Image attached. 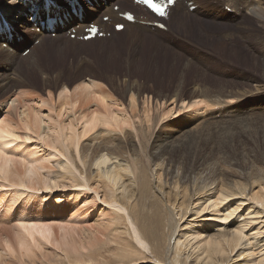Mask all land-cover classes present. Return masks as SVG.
I'll use <instances>...</instances> for the list:
<instances>
[{"label": "rangeland", "instance_id": "rangeland-1", "mask_svg": "<svg viewBox=\"0 0 264 264\" xmlns=\"http://www.w3.org/2000/svg\"><path fill=\"white\" fill-rule=\"evenodd\" d=\"M3 1L6 2V0ZM103 1L107 2V0ZM86 4L93 5L90 1H87ZM123 4L128 8H135L132 0L123 1ZM8 5L9 3H6L4 6ZM120 5L121 3L115 4L114 9L119 10L116 7H120ZM194 6L190 7L191 19L189 24L178 25L176 20H172L171 25H173V28L171 31L161 27L159 28L160 31H157V27L153 25L145 31L140 30V28L136 31L137 25L146 24L145 20L148 16V12L141 7V13L139 14L141 20L132 22L133 26H130V29L127 28L114 33L113 27L110 25L106 29V37L99 36L98 40L84 42V44L69 42L66 45L62 40L64 37L59 38L57 32L50 33L41 30V26H31L32 32H38L41 35H47L58 40H54L52 43L46 42L43 48L39 47L35 51V63L40 66L38 68L29 66L30 59L23 61L24 65L23 63L20 64L21 59L19 58L18 64L22 67L23 78V82H20L23 87L14 89L6 95L0 94V119L10 117L18 123L20 121L19 111L25 100L35 106L36 111L40 109L39 113L42 115L44 125L40 123L39 135L29 132V140L26 139L25 143L22 139V143L25 144L24 147L30 150L36 149V159L43 160L45 163L43 169H41L42 175L50 181L62 179L61 176L64 175L62 169L68 165V158L61 153H57V156L51 155L53 154L51 152L52 148L42 144L43 142L37 138L51 130L47 128L48 125H56V128H58V125L64 126L72 118L79 120L87 111L94 109L97 103L92 99L85 100L83 98L74 110L63 111V116L59 117L57 111L61 105H59L58 96L63 85L67 86L69 93L73 92L75 94L77 87H81L85 83H91V81L97 82L98 87L110 96V106L113 105L111 111L115 113L119 111L129 119L123 132L115 127H105L101 124L96 130L81 139V149L85 147L92 148L102 141L104 136L99 137L98 140L93 137L101 136L103 129L112 131L111 134H104L105 136L116 137L118 135L124 137L125 134H128L127 138L131 141H133V135L131 134L133 131L136 133L135 141H137L139 149H141V142L148 144L150 135L153 140L156 132L164 133V131H167L163 140L165 146L161 145L163 148L162 162L166 160L165 162L171 166L170 168L165 166L167 169L165 168L166 171L163 170V172L167 174L174 172L173 174L177 176L176 179L180 184L186 182L181 180V176L195 175L197 172L203 171L207 165H212V163L214 166L222 164L227 166L228 169L235 170H241V168L254 164L256 168L264 171L263 103L258 107H254L245 118L241 120L237 118L240 120L237 121L238 124L233 125L230 121H222L223 124L220 123L218 126L214 122L218 126L217 130L210 125L211 122L213 123V120L210 119L213 117L210 114L205 117L209 110L219 111L227 103H231V107L239 110L243 103L254 100V98L264 101V22L260 21L257 16L251 15V13L238 19L236 24L232 21H218L208 16L205 18L198 12H192ZM226 8L231 11L230 7L226 6ZM119 16L121 17L120 14ZM182 16L185 15L178 17ZM105 17H109V15L107 12L102 11L100 19L110 22L111 19H105ZM163 20L165 23L169 22L168 18ZM14 21L17 25L23 23L17 17ZM24 28L23 26L18 28L19 35L26 34L21 30ZM176 32L177 34H175ZM66 35L68 36H66L67 39L79 41L74 36V32ZM40 38L35 42V46L38 45ZM40 43L42 44V42ZM25 49L32 50L33 46H28ZM41 70H48L47 72L51 73V77H56L55 72L58 70V73H61L58 86L54 85L55 82L52 79L51 82L54 87L53 85H51L52 87L47 86L48 84L43 81L41 76ZM80 73H83V78L76 77ZM131 86L140 95L138 97L134 94L136 95L135 107L130 106L131 93H126L128 87ZM195 86L198 87V91L192 94ZM133 89L132 91H134ZM49 91L51 92L50 97H52L50 99L48 97ZM199 92L204 93L203 95L210 92L211 95L209 96L214 99L217 97L222 98L226 94H230L232 97L225 98L227 103L222 102V98L221 104L213 106L209 103H207L208 106L198 104V106L193 105L192 108H189L188 103L193 101L194 95L199 94ZM20 94L26 95L23 97ZM164 98L165 101H163ZM192 98L193 100H191ZM158 99L162 101L160 102ZM14 100L17 103L12 105ZM146 108L150 110L151 120L149 122L146 121L144 115V109ZM164 108L172 110V114L170 113L159 122V115ZM224 118L231 120L228 117ZM52 120L57 124H53ZM200 123L202 127H200ZM22 126L23 123L20 124V127ZM229 126L234 129L228 130L231 128ZM19 129L18 134L21 138H25L27 130L24 127ZM80 129H82L81 125H78V130ZM135 141L122 150L132 154L134 151L133 145H136ZM19 145L20 143L17 146ZM16 156L14 154L15 158H17ZM71 156L74 163L76 161L75 165L81 166L79 159L75 158L72 153ZM147 156H149V152ZM82 168L86 173L88 172L87 166ZM92 169L96 173L97 167L95 165ZM229 178L232 181L244 182L247 179L232 175ZM69 183L71 182L65 181L54 191L41 188L30 190V193H27L20 186L21 189L18 187L17 189L26 192L14 201L11 197V193L16 191L14 187L2 186L3 184L0 182L2 184L0 185V236L7 234L12 238L16 223H18L16 217L21 214H27L32 218L44 217L41 221L46 220L55 224L71 222L72 225L76 224L78 226L76 235L79 241H83L82 244H86L84 247L86 252L96 251L94 253L97 261L93 262L112 258V255L116 253L115 247L117 245L114 239H117V232L119 229H124L126 224L125 219V222H123V217H121L122 219L118 217L123 215L122 211L117 210L103 200L104 191L101 190L97 194L89 187L87 189L82 185L79 186L78 183L75 185ZM91 184L95 186L97 184L96 180H93ZM186 184L188 183H183L182 186ZM192 186V191L195 189L200 191L201 189V184L195 183ZM233 199L234 201H241L243 206L239 209L238 215L231 221L243 224L246 237L240 247L231 254L232 259L228 264H257L259 262L264 264V261L259 260L264 257V211L259 207L256 208L257 204L250 200V195L247 197H233L231 200ZM26 204L28 210L24 211ZM214 214L216 213L212 210L203 211L199 214L190 209L187 215L181 219L178 232L181 234L187 232V236L192 238L198 234L197 238L204 239L203 242H205L207 236L225 230V227L229 226V222H231L230 219L227 221L217 219ZM58 230V227H55L57 233L55 236L61 237L60 230L59 232ZM190 234L195 235L191 236ZM85 238L87 239L85 240ZM88 240L89 242H86ZM203 242L196 239L193 244L189 245L188 252L194 251L193 253L197 254L199 252L197 244ZM45 247L39 250L40 252L38 250H35L36 252L31 251L32 256L25 257V262L27 264H42L45 259L56 260L60 250H57L53 244ZM45 252L50 256L46 255ZM3 254L5 255V252ZM54 256L57 258L55 259ZM102 256L103 258H101ZM93 262L85 263L93 264ZM138 264L156 263L145 260Z\"/></svg>", "mask_w": 264, "mask_h": 264}, {"label": "bare ground", "instance_id": "bare-ground-1", "mask_svg": "<svg viewBox=\"0 0 264 264\" xmlns=\"http://www.w3.org/2000/svg\"><path fill=\"white\" fill-rule=\"evenodd\" d=\"M43 1L44 0L0 1V9L5 18H7L12 25V29L10 30L12 37L8 36L7 31L0 32V94L6 95L14 89L23 87L21 85L23 78L22 67L20 64H22L23 61L30 59L31 63H28L29 66L36 68L40 67L35 63V51L39 47L43 48L46 42L52 43L54 40H58L52 39L47 35H41L38 32H32L31 30L33 24L29 21V16L36 12V19L34 21H38L36 25L38 26L41 24L39 21L40 17H43L47 12V9L43 5ZM55 1L56 4H52L48 9V12L51 17L57 16L58 22L54 24L53 30L49 29V31H56L58 33L57 35L60 36L59 38H62L61 36H63L64 39L62 40L66 45L69 42H79L84 44V42L98 40L99 36L102 37L101 35H96L91 39H81L86 36L88 33L86 28L93 22L100 24V30L105 32L107 27L112 25L114 33H117L115 25L119 23L125 24V30L127 28L130 29L129 27L133 26L132 22H127L124 18H121L119 16V13L121 12L124 13L125 11L130 10L135 13L137 19H141L139 17L141 7L138 6V4L133 3V1L132 3L135 5V8L132 9L123 4V1L127 0H107V2H104L103 0H89L93 5L83 3L87 0H78V3L75 4L77 11L79 4L85 6L80 17L79 13L76 14L73 10L74 5L71 2L72 0ZM6 3H9V5L4 6ZM119 3H121V5L119 10L116 11L114 5ZM194 5L195 8L192 12H198L205 18L208 16L214 20H224L226 22L232 21L236 24L238 19L251 13V15L253 14V16H257L260 21L264 22V0H177L175 6L170 8L167 12V18L169 20L168 23H165L167 30H172V20H176L178 25L189 24L191 19L190 7ZM33 6L37 9L33 12H29L30 8ZM226 6L230 7L231 11H228ZM102 11L108 13L109 18L111 19L110 22H105L100 19V13ZM26 14L28 17H26ZM180 15L185 16L178 17ZM15 17H17V19L21 18L23 23L17 26L14 21ZM59 18L63 21L59 20ZM151 25L152 24L150 23L142 26L137 25L136 31L139 30V28L140 30L145 31V29H150L149 27H152ZM20 26L25 27L21 30L26 33L22 35V40L19 35L15 34ZM156 29H158L157 31H160L158 27ZM45 30H48V28L45 27ZM72 32L78 36L79 41H73L69 38L67 39L68 36L66 34L70 35ZM121 34L123 35V33ZM175 34H177V32ZM40 36L42 37L40 38ZM46 37L47 39H45ZM39 38L38 45L35 46V42ZM40 42H42V44ZM31 45L33 46V49L26 51L25 48L28 46L30 47ZM22 47L24 48L22 49ZM19 58L21 59L20 64H18ZM47 71L48 70H41L43 81L48 84L47 86H51L53 85L51 82L52 79L55 82L54 85L58 86L57 84L61 78V73H58L57 70V72H55L56 77H51V73ZM76 77L83 78V73L78 74ZM132 89V86L128 87L126 93H131L130 106L135 107L136 95L138 97L140 95L137 90L133 89L134 91H132ZM197 91L198 87H193L192 94ZM50 94L51 92L49 91V99L52 98L50 97ZM203 94L204 93L199 92V94L194 95V100L193 98L191 99L193 101L188 103V105H190L188 107L192 108L193 105L198 106V104L208 106L207 103L213 106L219 103L221 104L224 101L226 102L225 98L227 97H232L230 94H226L224 95L225 97L222 96V100L221 97H217L216 99L210 97V92L205 94L208 97H205ZM58 97L59 105H61L57 111L59 117L63 116V111L74 110L78 102L83 98L85 100L92 99L97 102H95L96 107L91 111H87L85 115L79 118V120L72 118L64 126L58 125V128H56V125H48L47 128L51 130L44 135H40V138L36 137L39 141L41 140L43 142L42 144H45L46 146L51 145L50 148H52L51 152L53 153L51 155L57 156L61 153L62 155L65 154L64 156H67L68 165L64 166L62 169L64 170L62 171L64 174L61 176L62 179L50 181L46 176L42 175L41 169H43L45 163L43 160L39 161L36 159V149L30 150L27 147H24L25 144L22 143V139H24L25 143L26 139L29 140V132L39 135L38 130L41 128L39 127L40 123L43 124L42 115L39 113L40 109L36 111L35 106L29 104V102L25 100L19 111L20 121L18 123L10 117L0 119V129L3 131H8L11 134L20 136L18 134L20 130L19 128L24 127V129L27 130H25V138H22L20 141H13L7 137L0 136V149H2L7 155L13 157L10 161L0 157V182L3 184L0 185L5 187L9 186L10 188L14 187V190L16 191L12 190L13 193H11V197L14 201H16L18 197H22V195H24L23 193L26 191L27 193H30V190L41 188L51 191L57 190V187L62 183L64 184L67 180L71 182L69 183L71 185L78 183L80 184L79 186L82 185L87 189L89 187L97 194H99L101 190L104 191L103 200L117 210L122 211L123 215H119L118 217H123V220H126L124 229L117 230L118 232L116 236L118 237L117 239H114L117 243V245L115 244L116 253L112 255V258L109 257V259L105 258L100 259L98 262H93L97 259L94 253L96 251L93 250L94 252H86L84 248L86 244H82L83 241L81 242L77 238L76 231L78 226L76 224L72 225L71 222H59L58 224H55L46 220L41 221L44 217L32 218L27 214H21L16 217L18 223H16V229L12 234V238L7 234L0 236V264H27L24 258L32 256L31 251L38 250V252H40L39 250H42L43 247L51 244H53L57 250H60L57 254L58 258L54 256L55 259L57 258L56 260L45 259L42 264H83V262L86 264L85 262L89 261L93 262V264H138L145 260H148L149 262L153 261L156 264L230 263L232 259L231 254L240 247L243 239L246 237L243 224L241 225L240 223L231 221V219L233 220V218L238 215L237 213L239 209L242 208L243 203L231 199L237 196L247 197L250 195V200L257 204L256 208L259 207V209L264 211V207L260 206L261 203H264V171H262V169L256 168L254 164H250L246 168L235 170L228 169L227 166L222 164L214 166L212 163V165H207L203 171L197 172L195 175L181 176V180L186 182H181L180 184L176 179L177 176L173 174L174 172H172L173 175L163 172L166 168L165 166H168L167 168H170L171 166L165 162L166 160L162 162L163 148L161 145L165 146L163 140L167 131H164V133L156 132L153 140L150 135L148 144H144L143 142L140 143L141 149L138 148L137 141H135L136 133L132 131L131 134L133 135V141H135L137 145H133L134 151L132 154L122 150L133 144V141L127 138L128 134H125L124 137L118 135L116 137L105 136L104 134L112 133L109 129H103L101 136L93 137L98 140L99 137L101 138L104 136L102 141L98 142L94 147H85L86 149H81V139L96 130L101 124H107L108 126L115 127L123 132L129 118L122 115L121 112L119 113V111H116V113L111 111L113 105L110 106V96L98 87L97 82L95 83L91 81V83H85V85L77 87V92L75 94L73 92L69 93L67 86L63 85ZM20 101L22 102V100ZM158 101L161 102L162 100L158 99ZM163 101H165V98ZM13 102L12 105L17 103L15 100ZM262 103L264 104V101L254 98V100H249L246 103H243L241 106L242 109L239 108V110L238 108L231 107V103H227L223 109L219 111L209 110L205 117L210 114L213 117L210 120H213V123L215 122L218 126L222 121H230L234 125L238 124L237 121L248 116L249 112L252 111L254 107H258ZM262 107L264 108V106ZM146 109H144V115L146 121L149 122L151 120L150 110L149 108ZM171 112L172 110L165 108L162 109V112L159 115V122ZM224 117H228L231 120L225 119ZM75 122H77V125ZM22 123L23 126L20 127V124L22 125ZM52 123L57 124V122L54 123V121ZM213 123L211 122L210 125L217 130L218 126ZM78 125H81L82 129L78 130ZM200 127H202V124ZM229 127L231 128L228 130H232L233 127ZM42 137L44 138L43 140L41 139ZM18 143H20L19 146H17ZM148 152L149 156H147ZM71 153L75 155V158L79 159V163H81L82 167L87 166V173L81 166L75 165L76 161L74 163L72 160ZM14 154L17 155V158L14 157ZM86 158L87 160H85ZM49 159L47 160L49 161ZM21 160H23L24 163H21ZM94 165L97 167L96 173L92 169ZM230 175L247 179L246 182L232 181L229 178ZM93 180H96L97 182L95 186L91 184ZM183 183L188 184L182 186ZM195 183L201 184L200 191H197V189L192 191V185ZM20 186L26 191L23 190L24 192H22L18 190L17 187L19 188ZM202 201L204 202L201 203ZM205 208H208V211L212 210L215 212L216 214H214V216L217 219L220 218L224 221L230 219L231 222H229V226L225 227V230L223 231H218L212 236H207L205 242H203L204 239L197 238L198 234L192 238L187 236V232L183 234L178 232L181 219L187 215L188 210L191 209V211L194 210L196 213L200 214ZM27 210L28 206L26 204L24 211ZM125 220L123 222H125ZM20 223L43 225L47 227L48 231L43 236L36 234V245H33L32 237L19 227ZM55 227H58L60 230L61 237L55 236L57 234L55 232ZM237 231L243 233V239L235 235ZM190 235L192 236L195 234ZM86 239L87 238H85V240ZM109 239L113 240L112 238ZM196 239L203 242L197 244L199 252H197V254L193 253L194 251L188 252L189 245L193 244ZM48 241L51 242L49 243ZM4 242H8L12 245L14 254L7 251V248L4 247ZM21 242L25 244V250L23 252H21L19 247ZM86 242H89V240ZM4 252L5 255L3 254ZM48 255L50 256V254ZM4 256L8 258H5ZM101 258H103V256ZM259 260L264 261V257ZM257 264L262 263L259 262Z\"/></svg>", "mask_w": 264, "mask_h": 264}, {"label": "snow or ice", "instance_id": "snow-or-ice-1", "mask_svg": "<svg viewBox=\"0 0 264 264\" xmlns=\"http://www.w3.org/2000/svg\"><path fill=\"white\" fill-rule=\"evenodd\" d=\"M143 2L145 4H147L155 13H158L161 16L166 15L165 9H164V7L162 5L154 3L153 0H143ZM168 3L174 4L175 0H168ZM105 19H107V17H105ZM128 19L132 20L133 16L131 14H129L128 15ZM160 27H164V25H160ZM116 29H117V31H122L124 29V25L123 24H117L116 25ZM88 31L93 33V34H97L98 33V29H96L95 27L89 28ZM104 126L108 127L107 124L104 125ZM0 136L7 137V138H9V139H11L13 141H20L22 139L20 136L11 134L8 131H3L2 129H0ZM41 139L43 140L44 138L42 137ZM49 147H51V145H49ZM0 157H3V159L9 160V161L13 159V157H11V156L7 155L6 153H4V151L2 149H0ZM20 162L24 163L23 160H21ZM21 186H23V185H21ZM260 206L264 207V203H261ZM204 211L207 212L208 208H205ZM19 227L21 229H23L24 232L27 233L30 237H32V244L33 245H36V240H35L36 234H40V235L43 236L48 231L46 226L39 225V224L20 223ZM235 235L237 237H240L241 239L244 238L242 232L237 231L235 233ZM48 242L50 243L51 241H48ZM237 246H238V244H237ZM4 247L7 248V251L9 253H13L14 254V249H13V247H12V245L10 243L4 242ZM19 247L21 249V252H23L25 250V244L23 242H21L19 244ZM37 247H38V245H37Z\"/></svg>", "mask_w": 264, "mask_h": 264}]
</instances>
